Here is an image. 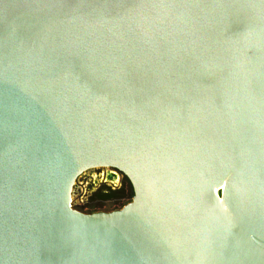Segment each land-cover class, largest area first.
Instances as JSON below:
<instances>
[{"label": "water", "instance_id": "water-1", "mask_svg": "<svg viewBox=\"0 0 264 264\" xmlns=\"http://www.w3.org/2000/svg\"><path fill=\"white\" fill-rule=\"evenodd\" d=\"M0 264H264V0H0Z\"/></svg>", "mask_w": 264, "mask_h": 264}, {"label": "rangeland", "instance_id": "rangeland-1", "mask_svg": "<svg viewBox=\"0 0 264 264\" xmlns=\"http://www.w3.org/2000/svg\"><path fill=\"white\" fill-rule=\"evenodd\" d=\"M132 201V198H113L110 200L95 199L87 201L88 205L83 208H78L79 211H84L85 214H91L94 212H112L114 210H120L128 205Z\"/></svg>", "mask_w": 264, "mask_h": 264}, {"label": "flooded vegetation", "instance_id": "flooded-vegetation-1", "mask_svg": "<svg viewBox=\"0 0 264 264\" xmlns=\"http://www.w3.org/2000/svg\"><path fill=\"white\" fill-rule=\"evenodd\" d=\"M104 169L105 168H98L99 171H101V170L104 171ZM122 190H123V193L125 191V194L127 195V197H129V198L133 197V188H132L129 180L125 176H123L122 185L120 186V191H122ZM112 192L115 193V191H111V190L107 191L106 193L110 194ZM81 212L84 213V211H81Z\"/></svg>", "mask_w": 264, "mask_h": 264}, {"label": "built area", "instance_id": "built-area-1", "mask_svg": "<svg viewBox=\"0 0 264 264\" xmlns=\"http://www.w3.org/2000/svg\"><path fill=\"white\" fill-rule=\"evenodd\" d=\"M87 203H88V202H86V203H80V204H73L72 206H73L75 209H78V208H83V207H85L86 205H88Z\"/></svg>", "mask_w": 264, "mask_h": 264}, {"label": "trees", "instance_id": "trees-1", "mask_svg": "<svg viewBox=\"0 0 264 264\" xmlns=\"http://www.w3.org/2000/svg\"><path fill=\"white\" fill-rule=\"evenodd\" d=\"M111 194L114 195V194H116V192H115V193L112 192V193H110V194H105V193L103 194V193H102V194H100L99 196H100V197L102 196V198H109V197L111 196Z\"/></svg>", "mask_w": 264, "mask_h": 264}]
</instances>
